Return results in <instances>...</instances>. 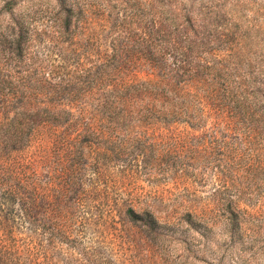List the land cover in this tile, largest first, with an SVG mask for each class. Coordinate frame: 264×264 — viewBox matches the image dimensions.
Returning <instances> with one entry per match:
<instances>
[{
	"label": "rangeland",
	"instance_id": "1",
	"mask_svg": "<svg viewBox=\"0 0 264 264\" xmlns=\"http://www.w3.org/2000/svg\"><path fill=\"white\" fill-rule=\"evenodd\" d=\"M16 132L0 264H264V0H0Z\"/></svg>",
	"mask_w": 264,
	"mask_h": 264
},
{
	"label": "trees",
	"instance_id": "2",
	"mask_svg": "<svg viewBox=\"0 0 264 264\" xmlns=\"http://www.w3.org/2000/svg\"><path fill=\"white\" fill-rule=\"evenodd\" d=\"M2 113H8V111H11V110H9V109H11V106L9 105V103L6 101V102H2ZM103 108H107L108 109V111L109 112H116V106L114 105V104H112V103H110V104H108V103H106L104 106H103ZM22 109H25V111H26V108L25 107H23L22 106ZM42 109V108H41ZM40 109V110H41ZM34 111H35V109H33ZM32 110V111H33ZM65 110V112L67 113V114H70L69 112L70 111H68V110H66V109H64ZM25 111H23V112H21L20 113V116L22 115H24L25 114ZM47 112H48V110H47ZM49 113V112H48ZM28 116H33V114H28ZM25 117V119H28L29 117ZM34 119L33 120H35L36 119V121H38L39 119H40V117H41V113H39V110H37L36 112H34ZM5 117H7V118H9V115H5ZM19 117V116H18ZM18 117H17V115H15V116H13V117H10V119H9V122H10V124H13L14 122H16V120L18 119ZM24 119V120H25ZM38 119V120H37ZM33 120L31 121V123H34L33 122ZM27 123V122H26ZM36 124H37V122H35ZM24 124V123H23ZM36 124H34V125H30V124H28L27 123V125H29V126H31V131H35V126H36ZM40 126H41V124H40ZM39 126V127H40ZM37 129V128H36ZM22 131V130H21ZM17 133L18 132H16V134L13 136V135H9L5 140H0V159L3 157V150L4 149H16L18 146H15L21 139H22V134H20L19 136H16L17 135ZM28 137H30V135L28 136Z\"/></svg>",
	"mask_w": 264,
	"mask_h": 264
}]
</instances>
